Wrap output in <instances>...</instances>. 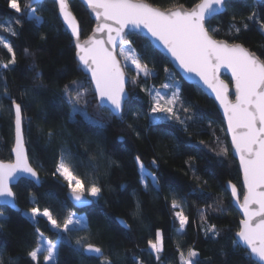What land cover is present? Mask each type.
<instances>
[{
  "label": "trees",
  "instance_id": "obj_1",
  "mask_svg": "<svg viewBox=\"0 0 264 264\" xmlns=\"http://www.w3.org/2000/svg\"><path fill=\"white\" fill-rule=\"evenodd\" d=\"M146 1L167 9L176 4L190 8L199 0ZM24 2L21 0L22 6ZM69 3L84 39L94 23L78 1ZM32 8L39 21L16 14L9 9L8 0H0V22L11 19L18 33L12 36L0 29V36L13 45L17 61L8 69L0 67V160L11 161L14 99L23 111L28 160L40 178L38 185L20 179L12 187L18 211L0 207V264H33L27 253L36 246L37 227L48 240L63 237L55 264H104V257L112 264H181V251L187 257L189 249L198 253L199 264H255L243 248H232L240 215L231 204L225 182H232L241 194L242 187L225 126L212 100L195 85L184 82L162 54L134 34L128 39L152 74L131 83L132 75L126 71L129 96L122 113L112 115L99 107L76 60L73 41L57 16L56 4L44 0ZM252 11L264 16V0H229L227 9L207 25L219 29L215 38L239 42L264 60L260 24L248 21L249 29L243 30V22ZM17 18L20 24H15ZM232 24L242 28L238 39L234 30L229 34ZM9 58L0 46V63ZM72 80L83 84L88 105L83 99L74 105L65 96L64 85ZM170 80L175 81L183 106L192 109L185 114L177 104L184 123L149 117V90L161 89ZM62 155L86 187L95 183L101 189L98 197H90L91 205L81 209L72 206L66 196L67 182L53 175ZM137 156L147 172L156 176V182L149 179L147 187L141 183ZM174 200L188 217L183 232L178 231L180 224L174 213L181 209H173ZM34 207L48 208L61 226L69 214H84L85 226L60 233L47 218L40 217L34 224L24 213ZM118 218L128 228H123ZM211 225L220 233L215 239L205 235L204 229ZM157 230L163 241L159 259L148 248V240H154ZM89 243L101 248L104 257L85 254L83 248ZM44 256L45 252L39 256V264H45Z\"/></svg>",
  "mask_w": 264,
  "mask_h": 264
},
{
  "label": "snow or ice",
  "instance_id": "obj_2",
  "mask_svg": "<svg viewBox=\"0 0 264 264\" xmlns=\"http://www.w3.org/2000/svg\"><path fill=\"white\" fill-rule=\"evenodd\" d=\"M55 3L58 5L64 25L75 38L76 56L80 65L91 74L96 96L101 101H108L116 114L123 108L126 71H135L133 83H136L141 74L146 78L152 74L147 64L142 63L141 54L132 47V41L127 38L133 29H146L147 34L166 49L181 69L187 73H194L207 88L211 89L224 110L232 147L239 156L243 173L245 192L240 207L244 212V218L240 221L239 231L232 240V248L243 246L246 255L254 258L255 264H264V60L240 43L216 39L215 34L219 29L208 27L207 21L225 11L229 0H199L190 8L176 4L163 10L147 3L146 0H84L95 14L97 25L92 30L93 34L83 42L80 40L82 31L80 24L71 12L68 0H55ZM8 7L18 15L27 14L30 18L40 20V17L35 15L31 0H26L23 6L21 0H8ZM232 19L235 21L236 17L233 16ZM248 21L259 23L260 31L264 33V16L258 17V14L252 11L243 22V30L249 29ZM20 23L21 20L17 18L15 24ZM0 29L12 36L18 34L11 19L8 22H0ZM233 30L234 38L238 39L242 28L232 24L229 26L230 35L233 34ZM97 33L105 34L106 39L97 38ZM0 46L10 54V58L0 63V67L8 69L17 62L16 52L13 45L2 36ZM117 48L120 49L118 53ZM25 54H29L28 49H25ZM221 67L228 68L232 73L235 86L234 102L228 98V85L219 80L217 75ZM164 71L169 70L165 68ZM162 87L170 89L173 85L166 83ZM82 89L83 84L80 81L72 80L64 85L63 92L69 102L76 105L87 95ZM152 91L155 90H149L150 95ZM73 92L75 96L72 95ZM152 99L153 113H165L167 119L174 118L181 123L185 121L181 119L180 110L182 109L185 114L192 110L191 107L183 106L178 89L173 91L171 96L155 91ZM177 104L181 105V109L177 108ZM12 110L15 141L11 152L15 160L10 163L0 161V202L15 207L16 194L11 187L13 181L20 176H29L37 181L39 178L37 171L29 163L25 150L22 107L14 99ZM74 110L78 111L75 108ZM186 119L192 117L187 116ZM222 152L227 155L228 149L224 148ZM135 163L143 173L141 183L145 187L149 179L153 183L156 182V176L147 172L139 156L135 158ZM57 174L67 182L72 198L77 202H85V191L92 197H98L101 192L95 183L86 187L85 181L74 173L63 155L53 173ZM229 186L232 196L236 198L238 195L236 186L231 183ZM172 207L181 209L175 211L174 215L180 224L179 231L183 232L188 224V217L184 215L182 205L177 201H173ZM216 210L223 211L222 208ZM30 212L34 224L38 223L40 217L47 218L51 227L58 229L60 233L84 227L83 219L76 218L73 214H69L61 226L48 208L41 210L34 207ZM0 217H3V212H0ZM204 231L205 235L210 234L212 239L220 235L215 225ZM62 239V235L58 236V240ZM57 248L58 244L46 239L44 233L37 227L36 246L27 253V256L33 264H39V256L46 252L45 264H55ZM148 248L159 259V254L163 250L162 234L159 230L156 231L154 240H148ZM85 251L104 257L103 250L91 243L87 244ZM197 257L198 253L195 250L189 249L187 257L181 251L180 262L199 264ZM104 264H112L111 259L104 257Z\"/></svg>",
  "mask_w": 264,
  "mask_h": 264
},
{
  "label": "water",
  "instance_id": "obj_3",
  "mask_svg": "<svg viewBox=\"0 0 264 264\" xmlns=\"http://www.w3.org/2000/svg\"><path fill=\"white\" fill-rule=\"evenodd\" d=\"M44 0H31V5L32 7L39 4V3H42ZM54 3H55V0H52ZM78 1L84 8L85 10L87 11L90 19L93 21L94 23V26L92 28V30L96 27L97 25V20L95 18V14L91 11V9L88 7L87 4L84 3V0H76ZM253 1H256V2H260L262 0H253ZM147 2V1H146ZM199 2V1H198ZM197 2V3H198ZM68 3H69V0H68ZM149 3V2H147ZM56 4V3H55ZM150 4V3H149ZM69 7H70V3H69ZM56 8H57V16L61 22V24L63 25V27L65 28V30L67 31V33L69 34L71 40L73 41V46H74V50H75V56H76V48H75V38L72 37L71 35V31L69 29H67V27L64 25L63 23V19L62 17H60V14H59V8H58V5L56 4ZM186 8V7H185ZM163 10V8H161ZM70 10L72 12V9L70 7ZM224 11H221L219 14L217 15H220L222 14ZM72 14L74 15V13L72 12ZM215 15V16H217ZM75 16V15H74ZM215 16H213L212 18H214ZM211 18V19H212ZM210 19V20H211ZM209 20V21H210ZM78 21V20H77ZM207 21V24L208 22ZM93 34V31L90 32V34L84 38V39H81V36H80V40L81 42H83L84 40H86L90 35ZM139 35L143 38H145L149 43L150 45L157 51L159 52L160 54H162L168 61L169 65L171 66V68L180 76V78L188 83V84H191V85H195L197 88H199L208 98H210L212 100V102L214 103L215 107L217 108L219 114H220V117L223 121V124L225 126V131H226V135H227V138H228V141H229V145H230V150H231V155L232 157L235 159L236 163H237V167H238V170H239V173H240V180H241V187H242V194L240 193V191L238 190L237 188V197L234 198L232 196V193H231V187L229 186V183H231L232 185H234L232 182L230 181H226L225 182V187H226V190L228 191L229 195H230V198H231V204L232 206L236 209V211L239 213L240 215V220H239V228H240V221L244 218V212L242 211L240 205L243 203V197H244V192H245V189H244V182H243V173L241 171V168H240V161H239V156L236 155L233 147H232V142H231V134L228 132V126H227V121H226V118L224 116V110L223 108L221 107L220 103L218 100H216V97H215V94L211 91V89L207 88L206 85L203 84V81L200 80V78L198 76H196L194 73H187L185 72L183 69H181L179 67V65L177 63L174 62L173 58L171 57V55L169 53H167L166 49H164L162 47V45H159L158 42L154 41L146 32V29H133L131 30V34L130 35ZM129 35V36H130ZM97 38H103V39H106V35L105 34H102V33H97L96 34ZM128 36V37H129ZM127 37V38H128ZM217 39V38H216ZM218 40H223V39H218ZM236 43H239V42H236ZM241 44V43H240ZM243 45V44H242ZM244 46V45H243ZM245 47V46H244ZM116 51H118V48L116 49ZM76 60L78 62V64L80 65L79 61H78V58L76 56ZM262 60V59H261ZM122 63V62H121ZM84 75L89 79L91 85H92V88H93V91L95 93V86L94 84L92 83V80H91V74L88 73L82 65H80ZM218 77H219V80L223 81L225 84L228 85V93H229V96L228 98L231 100V101H235V86H234V83H233V80H232V73L231 71L226 68V67H221L219 69V72L217 73ZM226 78V79H225ZM129 81V76L128 74L126 73V83H125V95H124V100H123V107H124V104L126 102V100L128 99V96H129V93H128V90H127V83ZM96 96V94H95ZM96 100H97V103L99 105V107L101 108H106L108 109L112 115H115V116H118L122 113L123 111V108L122 110L120 111L119 114H116L114 112V110L112 109V106L110 105V103L106 100L104 101H101L100 98H98L96 96ZM13 145H14V141H15V127H14V111H13ZM22 131H23V121H22ZM23 134H24V131H23ZM12 145V147H13ZM25 150H26V153H27V148H26V145H25ZM10 154H11V161H3L5 163H10V162H14L15 160V156L14 154H12L11 150H10ZM28 156V155H27ZM2 161V160H0ZM38 174V173H37ZM38 178H39V175H38ZM20 179H27V180H30L32 181L35 185H38L40 183V178L38 179V181L35 179V178H32V177H29V176H20L18 179H16L15 181H13L11 187H13L14 185H16V183L20 180ZM68 200L70 201V203L72 204V206H74L75 208L77 209H81V208H84V207H87L89 205L92 204L93 200L88 197L86 194H84V203H81V202H77L75 201L73 198H72V195H71V192L70 190L67 192L66 194ZM237 200L239 201V203H237ZM7 207L9 209H12V210H19L18 206L16 205L15 203V207H12L10 205H7V204H3L2 202H0V207ZM255 207V206H253ZM118 223L123 227V228H128V226L126 225L125 221L122 219V218H118L117 219ZM239 231V230H238ZM235 237H236V234H235ZM87 246V245H86ZM86 246H84L83 248V251L85 254L87 255H91V256H94V257H99L97 256L96 254H92V253H87L85 251V248ZM241 248H243V246H241ZM244 249V248H243ZM251 259L255 262L254 258L251 257Z\"/></svg>",
  "mask_w": 264,
  "mask_h": 264
},
{
  "label": "rangeland",
  "instance_id": "obj_4",
  "mask_svg": "<svg viewBox=\"0 0 264 264\" xmlns=\"http://www.w3.org/2000/svg\"><path fill=\"white\" fill-rule=\"evenodd\" d=\"M34 9V8H33ZM119 48H118V51H117V53L119 52ZM121 62L123 63V60L121 59ZM130 71V73H131V83H133V77L134 76H136V73H135V71L134 70H129ZM140 78H144V76L141 74L140 76H139ZM169 84H172L173 85V87L172 88H170V89H164L163 87L160 89H158V88H154V89H151V90H155V91H160L161 92V94L162 95H167V96H171V94H172V92L173 91H176L177 90V87H176V84H175V81H169L168 82ZM155 91H152V93H151V95H150V97H151V102H150V110H149V117H150V119L151 120H161V119H165L166 118V114L165 113H153L152 111H151V109H152V106H153V99H152V96L153 95H155ZM87 96L86 97H84L83 98V100H85L86 101V105H88L89 103L87 102ZM142 175H143V173L141 172V170H140V178H142ZM85 194L86 195H88V193L85 191ZM89 197H91V198H95V197H92V196H90V195H88ZM24 213L26 214V215H28V216H31V212L30 211H24ZM76 218H82L83 219V221H84V226H85V223H86V220H85V216H84V214H77V213H72ZM179 229H180V227H179ZM179 229H178V231H179ZM53 242H56L57 244H58V242H59V240H58V238L56 239V240H54ZM56 254H57V251H56ZM45 255H47V253L45 252ZM44 263H45V261H44Z\"/></svg>",
  "mask_w": 264,
  "mask_h": 264
}]
</instances>
